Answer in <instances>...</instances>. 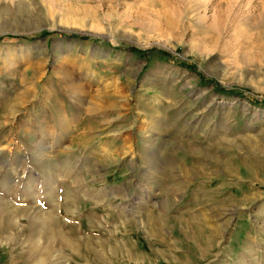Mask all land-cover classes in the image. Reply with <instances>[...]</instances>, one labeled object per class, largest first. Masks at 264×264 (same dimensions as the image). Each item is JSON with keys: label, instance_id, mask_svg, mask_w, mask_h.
Instances as JSON below:
<instances>
[{"label": "rangeland", "instance_id": "1", "mask_svg": "<svg viewBox=\"0 0 264 264\" xmlns=\"http://www.w3.org/2000/svg\"><path fill=\"white\" fill-rule=\"evenodd\" d=\"M0 264H264V0H0Z\"/></svg>", "mask_w": 264, "mask_h": 264}, {"label": "bare ground", "instance_id": "2", "mask_svg": "<svg viewBox=\"0 0 264 264\" xmlns=\"http://www.w3.org/2000/svg\"><path fill=\"white\" fill-rule=\"evenodd\" d=\"M46 219V218H45ZM44 221V220H43ZM45 224H47V226H50L51 225V222L49 220H45Z\"/></svg>", "mask_w": 264, "mask_h": 264}]
</instances>
